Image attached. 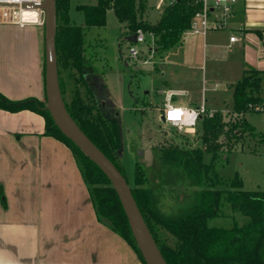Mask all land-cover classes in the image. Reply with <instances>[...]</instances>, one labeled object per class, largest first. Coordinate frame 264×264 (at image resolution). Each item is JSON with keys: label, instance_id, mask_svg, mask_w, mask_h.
Returning <instances> with one entry per match:
<instances>
[{"label": "trees", "instance_id": "obj_1", "mask_svg": "<svg viewBox=\"0 0 264 264\" xmlns=\"http://www.w3.org/2000/svg\"><path fill=\"white\" fill-rule=\"evenodd\" d=\"M70 1L57 0V55L62 95L68 112L88 137L124 174L119 156L122 146L119 118L107 111L85 79V35L90 27H103L107 12L113 9L129 34L141 29L154 36L159 53L170 51L182 43L193 17L203 9V0H174L161 18L151 22L146 17L149 0H97L93 5H79L84 24L70 18ZM61 69L69 72L72 81L84 82L87 96L76 88L70 100L64 97ZM75 71V72H72ZM264 94V70L245 69L233 86L232 110L235 117L225 120L221 110L200 119L202 146L188 147L171 143L157 148L163 165L173 164L181 170L176 178L162 176L161 184L177 183L188 177L195 185V201L180 214L165 213L158 204L152 186L148 185L142 162L135 164L132 193L168 264H264V190H245L237 175L230 188L215 187L214 169L221 153L231 151L250 135H257L255 126L246 118L251 105L260 102ZM45 102L34 97L13 100L0 92V108L11 112L32 110L45 118V135L64 142L72 151L97 219L122 236L147 264L133 235L128 218L112 182L101 168L65 136L54 122ZM264 142V136L261 137ZM225 151V152H223ZM125 175V174H124ZM158 181V183H159ZM129 182V181H128ZM229 211L245 216L243 224L232 227L210 225V221L226 216Z\"/></svg>", "mask_w": 264, "mask_h": 264}, {"label": "crops", "instance_id": "obj_2", "mask_svg": "<svg viewBox=\"0 0 264 264\" xmlns=\"http://www.w3.org/2000/svg\"><path fill=\"white\" fill-rule=\"evenodd\" d=\"M194 36L199 42L188 43L182 70L163 73L162 104H153L159 119L168 102L217 111L207 107L208 82L231 84L233 99L245 69L264 70V0H239L222 29ZM0 92L13 100L46 99L44 27L0 24ZM44 133L41 114L0 108V264H144L97 219L71 149Z\"/></svg>", "mask_w": 264, "mask_h": 264}, {"label": "rangeland", "instance_id": "obj_3", "mask_svg": "<svg viewBox=\"0 0 264 264\" xmlns=\"http://www.w3.org/2000/svg\"><path fill=\"white\" fill-rule=\"evenodd\" d=\"M171 1L149 0L146 12L148 20H159ZM96 2L97 0H71V20L75 24L83 25L84 13L78 6L93 5ZM128 35L130 34L125 24L118 20L113 9L107 12L105 26L86 29L85 79L102 106L120 120L122 146L119 160L129 183L134 182L136 162H142L149 178L148 185L154 189L160 208L165 213L177 215L191 208L197 188L188 177L182 181L178 178L177 183L161 184L159 180H162V176L176 178L181 170L173 164L163 165L157 148L171 143L188 147L202 146L201 124L199 121L194 129L180 130L159 119V112L157 109L154 111V105H161L164 97V93L160 92L166 77L163 73L170 68L182 70L181 62L189 58L188 43L193 39L196 44L199 41L196 36L186 32L183 36L184 45L159 53L151 50L154 48L152 34L146 33V40L139 43L127 40ZM131 47L139 50L138 57L131 56ZM209 49L207 60L211 59ZM202 56L203 45L200 42L198 57L202 59ZM60 76L64 85L63 94L67 100L72 98L76 88L84 98L88 95L82 80L72 81L65 69H61ZM215 83L217 81L207 83V107L221 110L225 120L233 119L235 114L232 110L231 84L221 82L215 88ZM44 102L47 103L46 99ZM246 118L255 126L257 135H250L231 151H223L225 153L218 156L214 164L218 177L214 180L217 188H230L238 175L243 180L245 190H264V142L261 141L264 136V115L249 111ZM148 149L151 150L149 159L139 154L140 150ZM245 221V216L239 212L229 211L226 216L212 219L210 225L229 228L236 222L243 224Z\"/></svg>", "mask_w": 264, "mask_h": 264}, {"label": "water", "instance_id": "obj_4", "mask_svg": "<svg viewBox=\"0 0 264 264\" xmlns=\"http://www.w3.org/2000/svg\"><path fill=\"white\" fill-rule=\"evenodd\" d=\"M27 7L35 8L37 5L27 4ZM39 7L43 9L45 18V87L47 103L44 109L50 112L54 122L62 133L70 138L86 156L94 161L112 182L146 263L168 264L145 221L127 178L88 137L68 112L59 78L56 44L57 0H44ZM127 40L137 42V34L128 35ZM161 120L164 122L163 116ZM139 154L149 159L151 150H140Z\"/></svg>", "mask_w": 264, "mask_h": 264}, {"label": "built area", "instance_id": "obj_5", "mask_svg": "<svg viewBox=\"0 0 264 264\" xmlns=\"http://www.w3.org/2000/svg\"><path fill=\"white\" fill-rule=\"evenodd\" d=\"M43 1L44 0H41L40 3H37L36 0H0V24L20 27L28 25L45 26L44 11L39 7ZM173 1L174 0L171 2ZM238 1L239 0H212V2H210V0H203V9L197 12L193 17L191 26L187 32L205 37L208 32L212 30L222 29L225 25V18L233 13ZM27 4H35L37 7H27ZM215 9H219V12L214 14L213 11ZM33 13H36L37 15H33ZM136 34L138 43L146 40V33H144L143 30H137ZM235 40V36L230 38V41L232 42ZM130 54L133 57H138L139 50L135 47H131ZM172 96V93L168 95V101L171 100ZM168 105H172L173 107H182L168 102L163 111L164 123H168L184 131L194 129L203 115H212L214 112L212 110H208L205 104L198 108H188L190 110H194L195 112V115L192 117V122L185 124L183 123L182 118L180 122L173 123L169 121L167 117ZM251 111L264 115V94L263 99H261L260 102L251 105Z\"/></svg>", "mask_w": 264, "mask_h": 264}, {"label": "clouds", "instance_id": "obj_6", "mask_svg": "<svg viewBox=\"0 0 264 264\" xmlns=\"http://www.w3.org/2000/svg\"><path fill=\"white\" fill-rule=\"evenodd\" d=\"M37 3H40L41 0H36ZM33 15H37L36 13H33ZM23 26V25H21ZM195 115L194 110H190L187 108V106L183 107H173L172 105L167 106V117L168 120L176 123L180 122L183 118V123H191L192 117Z\"/></svg>", "mask_w": 264, "mask_h": 264}]
</instances>
